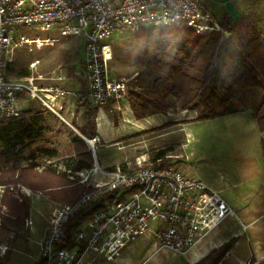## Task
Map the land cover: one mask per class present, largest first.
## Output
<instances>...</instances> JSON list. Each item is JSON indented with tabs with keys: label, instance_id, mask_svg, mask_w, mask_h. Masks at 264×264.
<instances>
[{
	"label": "built area",
	"instance_id": "1",
	"mask_svg": "<svg viewBox=\"0 0 264 264\" xmlns=\"http://www.w3.org/2000/svg\"><path fill=\"white\" fill-rule=\"evenodd\" d=\"M57 24H72V30L84 32L87 87L77 94L58 87H37L32 77L7 74L15 50L30 43L18 30L47 32ZM174 24H183L197 35H229L201 0H0V121L18 117L20 101L38 100L66 123L60 111L70 95L79 106L88 103L102 108L111 104L121 110L127 103L128 87L107 73L111 55L107 42L126 30L137 32ZM83 140L94 154L98 139ZM167 159L157 157L145 165L144 160H137L134 169L124 166L106 169L95 161L88 170L65 171L87 190L74 203L50 211L44 235L35 242L34 261L92 264L100 256L107 259L116 256L145 235L154 238L160 248L182 254L234 215L220 192L182 172ZM34 169L41 171L38 166ZM22 189L20 193L30 197ZM7 190L11 194L14 188L0 187V206ZM114 192L116 196L111 202L91 211L102 197ZM12 198L21 202L16 194ZM86 214L89 215L84 217ZM76 219L81 220L69 231V223ZM24 225L31 227L32 221L26 218ZM4 253L2 249L1 254Z\"/></svg>",
	"mask_w": 264,
	"mask_h": 264
},
{
	"label": "trees",
	"instance_id": "2",
	"mask_svg": "<svg viewBox=\"0 0 264 264\" xmlns=\"http://www.w3.org/2000/svg\"><path fill=\"white\" fill-rule=\"evenodd\" d=\"M224 27L229 33L227 37H221L220 33L197 35L183 24L153 26L134 32L133 52L139 67L134 80L146 81L148 85L142 92L128 90L127 103L135 120L165 115L177 108L196 111L193 121L234 114L244 108V92L257 89L263 97L254 108V118L258 130L264 132V114H261L264 38L245 16ZM83 107L85 115L79 132L92 138L96 136L94 119L98 108L88 103ZM50 115L47 110H27L21 117L0 121V181L21 184L32 192H45L54 202L72 204L87 190L83 185H75L65 172L59 174L50 164L41 173L32 169L39 157L47 160L58 157L56 149L42 147L52 129L48 125ZM69 146L74 162L66 166L67 170L74 173L92 167V154L83 140L72 136ZM159 155L162 157L163 153ZM115 196L116 192L105 195L91 211L102 209ZM29 205L26 197L20 203L8 196L2 199L3 212L9 219L26 217ZM80 220L70 222L68 230ZM230 244L213 250L196 264H220ZM0 264H4L1 258Z\"/></svg>",
	"mask_w": 264,
	"mask_h": 264
},
{
	"label": "crops",
	"instance_id": "3",
	"mask_svg": "<svg viewBox=\"0 0 264 264\" xmlns=\"http://www.w3.org/2000/svg\"><path fill=\"white\" fill-rule=\"evenodd\" d=\"M201 1L219 21L233 24L243 16L247 17L264 38V0ZM86 87L79 92L85 91ZM262 97L260 90L248 89L243 94L244 108L239 112L204 121H193L197 117L194 111H180L178 116L169 113L149 116L145 119L152 120L144 127L138 124L144 119L135 120L128 103L123 104L122 118L116 127L106 117L104 131L96 129L95 137L102 143H121L131 135L156 130L170 122L187 121L180 124L184 139L182 155L187 156L188 166L184 173L200 179L211 190L220 192L234 215L226 218L194 248L182 254L160 248L154 238L145 235L116 256L110 259L100 256L92 264H196L227 243L231 244L224 261L230 259L236 264L264 262V132L258 130L254 118V108ZM28 104L29 101L18 103L21 111L27 110ZM126 109L129 110L128 119H132L134 124H124ZM61 111L67 116L75 113L77 121L80 119L83 124L85 108L76 103L74 96L66 98ZM100 111L102 109H98V114ZM261 114H264V108ZM168 153L164 152L163 156ZM192 159H200V162L193 163ZM95 161L102 168L111 169L119 164L120 157H106L99 161L96 156ZM33 202L37 203L35 212L38 216L30 227V233L35 244L44 235L48 224L44 214L49 207H40L36 199ZM51 203L56 202L51 200Z\"/></svg>",
	"mask_w": 264,
	"mask_h": 264
},
{
	"label": "rangeland",
	"instance_id": "4",
	"mask_svg": "<svg viewBox=\"0 0 264 264\" xmlns=\"http://www.w3.org/2000/svg\"><path fill=\"white\" fill-rule=\"evenodd\" d=\"M221 23H223L224 26L226 25L223 21H221ZM72 27V24H57L47 32H40L36 29H19V35L28 38L30 43L15 50L7 74L16 78L32 77L34 78V83L37 87H58L70 93H79V90L87 85V76L83 62L85 36L84 32H76L71 29ZM133 36L134 32L126 30L114 35L107 42L111 48V55L107 62V73L111 78L123 81L127 85L128 90L142 92L148 85L146 81L134 80L139 72V67L135 62L133 52ZM31 40H35V42H31ZM22 73H26L27 75L21 76L20 74ZM122 108L123 107L121 106V110L114 109L111 104H106L102 108H98L102 109L104 113L100 111L98 114L97 109L94 119L95 132L96 129L100 132L104 131L107 118L111 120L116 127L119 119L122 118ZM27 110L33 112L47 110L50 112L38 100H30L27 105ZM180 111L181 110L177 108L170 110L168 113L171 114V116H178ZM22 112L23 111L20 112L18 117H21ZM50 114L48 125L52 127V129L50 133L46 135V144H43L42 147L57 150L58 157L49 160L50 166L57 170L59 174H62L67 171L68 168L66 166L74 162L72 161L73 155L71 154L69 146L70 137L78 136L81 140H83V138H90L83 136L79 132V129L83 124L80 122V119L77 121L75 113V116L69 114L67 116L64 112L60 111V114L66 120V123L57 115H54L51 112ZM128 114L129 110L126 109L123 118L124 124H134L132 119H128ZM150 120L152 119H144L138 124L145 127L149 124ZM170 124V126H165L162 129L131 135L120 141L121 143H102L97 138L98 143L96 144L94 152L95 158L97 156V159L101 161L106 157L108 159H117L120 157L119 164L116 166H124L134 169L137 168V160H144L145 162L142 163L145 165L149 162H153L157 157H160L159 154L169 152L166 156L162 157H169L167 160L174 163L182 172H186L185 170L188 168L186 164L187 156L182 155V144L184 140L180 130L182 125H180L181 123L174 122H170ZM83 142L85 143L84 140ZM87 148L93 156V153L88 146ZM47 161V159L39 157L33 163L32 169L37 173H41L45 167L49 166ZM94 162L93 159V163ZM191 162H200V159H192ZM34 166L40 167L41 171H36ZM73 182L75 185L78 182L77 179H75V176ZM2 186H12L14 188L11 194H9L8 192L10 191L7 190L4 196H8L13 201H16V199L12 198L15 194L21 199L26 197L29 199L30 205L26 217L14 220L6 217L3 212L1 201L0 258L4 264H36L34 263V260L37 257V255L35 256L37 253V246L33 243L34 240L30 233V227L27 228L24 225L26 218L33 221L32 224L37 220L38 215L35 212L37 203L33 202V199H36L40 207L45 205L49 207L44 214L47 218L53 208L70 203L56 202L55 204H52L50 196L45 192H32L30 197H27L20 193V190L23 187L21 184L0 181V187ZM32 202L33 208L30 210ZM2 249H5L3 255L1 254ZM220 264L236 263L230 259H226L225 261L223 259ZM248 264L253 263L250 262Z\"/></svg>",
	"mask_w": 264,
	"mask_h": 264
},
{
	"label": "bare ground",
	"instance_id": "5",
	"mask_svg": "<svg viewBox=\"0 0 264 264\" xmlns=\"http://www.w3.org/2000/svg\"><path fill=\"white\" fill-rule=\"evenodd\" d=\"M22 191H23L25 194H27V195H30V194H31V193L29 192V190L26 189V188L22 189Z\"/></svg>",
	"mask_w": 264,
	"mask_h": 264
},
{
	"label": "water",
	"instance_id": "6",
	"mask_svg": "<svg viewBox=\"0 0 264 264\" xmlns=\"http://www.w3.org/2000/svg\"><path fill=\"white\" fill-rule=\"evenodd\" d=\"M92 157H93V159H94V161H95V155H94V154H93V156H92Z\"/></svg>",
	"mask_w": 264,
	"mask_h": 264
}]
</instances>
